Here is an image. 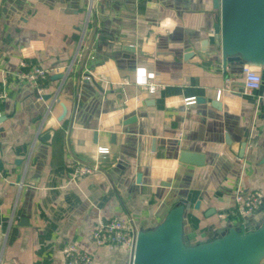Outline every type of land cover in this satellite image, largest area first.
<instances>
[{"label":"crops","instance_id":"obj_1","mask_svg":"<svg viewBox=\"0 0 264 264\" xmlns=\"http://www.w3.org/2000/svg\"><path fill=\"white\" fill-rule=\"evenodd\" d=\"M89 1L0 0V264H65L66 241L92 264H131L127 249L93 242L94 225L130 215L149 229L181 198L187 243L264 222V200L240 219L217 217L237 189L264 196V62L257 90L242 83L243 57L264 58L236 40L216 46L213 0H93L90 13ZM34 39L42 48L30 64L70 65L40 83L47 99L14 76ZM123 44L134 48L124 54ZM138 67L153 73L155 91L135 82ZM60 101L67 113L57 120ZM182 151L201 162L181 161ZM97 156L100 171L68 178L70 160ZM119 159L125 167L113 170Z\"/></svg>","mask_w":264,"mask_h":264},{"label":"water","instance_id":"obj_2","mask_svg":"<svg viewBox=\"0 0 264 264\" xmlns=\"http://www.w3.org/2000/svg\"><path fill=\"white\" fill-rule=\"evenodd\" d=\"M213 5L220 9V18L213 30L216 46L225 48L228 41L236 40L264 58V0H213ZM133 48L130 44L121 45L124 54ZM243 59L250 64L264 62L256 55H247ZM35 93L39 97L36 90ZM40 97L47 99L49 95ZM60 104L62 110L57 120L67 113L66 105L62 101ZM52 133V129H46L40 139L49 142ZM226 142H229L228 137ZM151 143L153 148L154 138ZM180 159L192 164L201 162L197 155L186 151L181 152ZM125 165L119 159L111 168L116 170ZM185 202L186 199L181 198L154 227L137 231L132 264H259L264 258V222L251 226L240 222L223 233L215 231L205 241L187 243L183 233Z\"/></svg>","mask_w":264,"mask_h":264},{"label":"built area","instance_id":"obj_3","mask_svg":"<svg viewBox=\"0 0 264 264\" xmlns=\"http://www.w3.org/2000/svg\"><path fill=\"white\" fill-rule=\"evenodd\" d=\"M93 0L89 1L88 11L91 12V4ZM40 40H31L27 45L20 48L19 69L14 73L18 79H26L36 86V91L41 94V82L46 80L49 71L54 73L65 74L68 72L70 65H60L57 56L47 57L43 63L36 62L30 64L28 59L35 56L37 50L41 49ZM259 66L250 63H244L242 66L243 73V91L251 92L257 90L261 83L262 77L259 71ZM138 67L135 74V82L138 85L145 87L149 92L156 89V83L150 81L153 77L152 72L143 71L138 73ZM86 78L89 76L86 75ZM6 80H2V90H0V99L3 98L8 91L5 89ZM220 92V91H218ZM40 97V95H39ZM195 101L194 97L184 98V103L189 104ZM48 111V108L47 110ZM108 152V148L104 146L97 147V154ZM68 178L77 180L80 176L97 172L101 170L98 156L94 162H84L79 159L70 160L67 164ZM233 205L229 208L221 210L217 213V217L221 220L233 221L235 218H242L247 214L259 209L263 204L264 196L259 189H237L233 195ZM137 227L134 219L130 215L121 216L114 215L112 217L99 220L91 230V238L96 245L119 246L125 248L130 253L132 264L133 253L136 242ZM61 252L64 257L65 264H92V254L79 247L72 241H66L61 247Z\"/></svg>","mask_w":264,"mask_h":264}]
</instances>
